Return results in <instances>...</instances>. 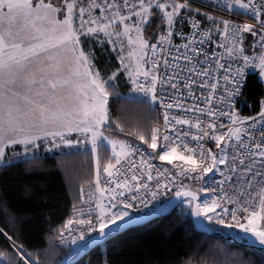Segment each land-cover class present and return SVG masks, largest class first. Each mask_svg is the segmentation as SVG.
<instances>
[{"label":"snow or ice","instance_id":"obj_1","mask_svg":"<svg viewBox=\"0 0 264 264\" xmlns=\"http://www.w3.org/2000/svg\"><path fill=\"white\" fill-rule=\"evenodd\" d=\"M42 143L90 152L92 174L46 261L0 201V264H76L172 209L264 264V0H0V173L42 168Z\"/></svg>","mask_w":264,"mask_h":264},{"label":"trees","instance_id":"obj_2","mask_svg":"<svg viewBox=\"0 0 264 264\" xmlns=\"http://www.w3.org/2000/svg\"><path fill=\"white\" fill-rule=\"evenodd\" d=\"M259 87V84L253 85L257 90ZM121 91L126 92L127 87L122 86ZM119 106L113 99V114ZM245 113L252 114L247 106ZM41 157L42 168L29 172L21 164L0 173V201L22 217L19 238L27 248L40 249L42 261H46L44 250L50 244L49 224L55 226L71 215L80 184L91 176L93 163L90 152H45ZM26 183L32 185V193L26 194ZM4 216L0 208V226L6 225ZM8 230L13 235L17 231L16 227ZM4 245L5 238L0 236V246ZM53 251L56 252L54 259L68 252L57 248ZM105 258L112 264H148L154 260L172 264H183L187 260H191V264H236L239 260L256 259V256L245 245L196 231L190 219L182 218L177 209H172L146 223L129 227L104 246L88 250L76 259V264H103Z\"/></svg>","mask_w":264,"mask_h":264},{"label":"built area","instance_id":"obj_3","mask_svg":"<svg viewBox=\"0 0 264 264\" xmlns=\"http://www.w3.org/2000/svg\"><path fill=\"white\" fill-rule=\"evenodd\" d=\"M194 3L195 4H197V5H201V6H203V0H194ZM207 10H212L211 8H208ZM176 42L178 43L179 42V38H177V40H176ZM181 51H182V49H181ZM161 70L163 71V66H161ZM189 102H191V101H189ZM72 138L73 139H75L76 137H73L72 136ZM63 150L66 152V153H70V152H75L74 150H70L69 148H67V147H64L63 146ZM84 193H85V196L87 197L88 196V194H89V189H88V185H85V187H84ZM167 197H160L159 199L160 200H163V199H166ZM153 203H157L156 201H154ZM149 207H151V206H149ZM53 243H55L56 244V248L57 249H59V250H62V251H69V248L67 247V246H61V245H59V242L58 241H54Z\"/></svg>","mask_w":264,"mask_h":264},{"label":"water","instance_id":"obj_4","mask_svg":"<svg viewBox=\"0 0 264 264\" xmlns=\"http://www.w3.org/2000/svg\"><path fill=\"white\" fill-rule=\"evenodd\" d=\"M169 211H171V210H168L167 212H169ZM167 212H165V213H161V214L156 215V216H148V217H146V218H145L141 223H139V224L146 223V222L150 221V220L153 219V218H156V217H159V216H162V215L166 214ZM139 224H135V225H139ZM131 226H134V225H131ZM131 226H129V227H131ZM195 230L198 231V232H201V233H206V234H211V235L219 236V237L224 238L225 240H227V241H229V242H232V243H235V244L244 245V244L240 243L239 241H235V240H233L232 237H231L230 235L225 234V233H220V232H215V233H214V232H204V231H201V230H198V229H195ZM81 256H82V255H81ZM79 257H80V256H79ZM79 257H77L76 259H78Z\"/></svg>","mask_w":264,"mask_h":264},{"label":"rangeland","instance_id":"obj_5","mask_svg":"<svg viewBox=\"0 0 264 264\" xmlns=\"http://www.w3.org/2000/svg\"><path fill=\"white\" fill-rule=\"evenodd\" d=\"M73 137H75V134H73ZM42 145H43V143H42ZM49 152L66 153V152L63 150V146H61L60 148L52 149V150H50ZM202 195H203V194H202Z\"/></svg>","mask_w":264,"mask_h":264},{"label":"crops","instance_id":"obj_6","mask_svg":"<svg viewBox=\"0 0 264 264\" xmlns=\"http://www.w3.org/2000/svg\"><path fill=\"white\" fill-rule=\"evenodd\" d=\"M45 152H49V150H46L43 145L41 144V148H40V154L45 153Z\"/></svg>","mask_w":264,"mask_h":264},{"label":"bare ground","instance_id":"obj_7","mask_svg":"<svg viewBox=\"0 0 264 264\" xmlns=\"http://www.w3.org/2000/svg\"><path fill=\"white\" fill-rule=\"evenodd\" d=\"M53 243V242H52Z\"/></svg>","mask_w":264,"mask_h":264}]
</instances>
